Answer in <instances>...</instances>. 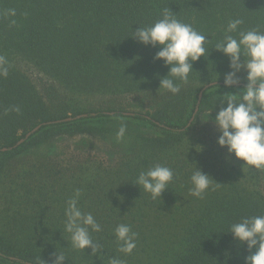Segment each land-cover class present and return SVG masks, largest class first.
Segmentation results:
<instances>
[{
  "label": "trees",
  "instance_id": "16d2710c",
  "mask_svg": "<svg viewBox=\"0 0 264 264\" xmlns=\"http://www.w3.org/2000/svg\"><path fill=\"white\" fill-rule=\"evenodd\" d=\"M9 9L15 16L4 15ZM165 9L210 40L188 82L176 81L175 95L159 89L170 71L154 59L160 46L131 37ZM236 18L244 21L240 31H264V0H0V55L8 61L7 77L0 76V149L12 148L0 152V264H54L57 254L64 264H245L247 244L228 232L243 217L264 215V170L229 168L208 116L219 111L218 95L243 88L225 86L229 59L214 49ZM238 75L246 85L247 73ZM131 98L150 110H128ZM82 115L18 145L39 125ZM122 123L126 134L117 142ZM194 163L214 179L202 199L189 195ZM158 164L174 177L153 199L134 182ZM77 189L78 207L101 225L90 229L96 255L72 248L64 228ZM119 224L137 233L131 254L118 251Z\"/></svg>",
  "mask_w": 264,
  "mask_h": 264
},
{
  "label": "clouds",
  "instance_id": "9594fccd",
  "mask_svg": "<svg viewBox=\"0 0 264 264\" xmlns=\"http://www.w3.org/2000/svg\"><path fill=\"white\" fill-rule=\"evenodd\" d=\"M15 14L14 9L4 13L6 17ZM161 15L162 18L154 24L139 26L131 37L146 46H160L154 59L163 60L165 66L170 67V71L160 78L159 89L163 88L175 95L180 92L176 81L188 82L189 74L194 70L193 63L201 57L205 58V44L210 40L192 25L178 20L167 9ZM243 23L240 18L229 20L225 35L214 46L215 50L229 59L230 71L224 75L225 86L239 85L241 78L238 74L242 71L247 73L246 86L240 92L217 96L219 111L214 123L220 133L217 138L218 145L226 147L228 154H234L244 162V166L261 169L264 168V31L260 27L240 31L239 26ZM232 33H237V36ZM7 65V59L0 55V76L7 77ZM15 110L19 111L18 108ZM126 129V124L122 123L116 133L117 142L123 140ZM197 151H202V148ZM173 177L171 168L158 164L140 172L134 184L156 199L168 188ZM213 180L195 164L190 176L192 186L189 195L202 199ZM80 196L81 191L77 189L67 201L64 228L70 234L72 248L84 251L91 248L92 255H96L100 252V247L94 243L90 229L92 232H99L101 225L91 213H84L78 207ZM228 233L233 234L234 239L241 245L247 244L251 254L245 258V264H264V215L243 217L231 225ZM115 236L119 243V252L131 254L135 250L137 233L132 231L130 225L119 224L115 228ZM64 262L65 256L57 254L54 264ZM109 264H124V261L112 258Z\"/></svg>",
  "mask_w": 264,
  "mask_h": 264
},
{
  "label": "water",
  "instance_id": "95a60500",
  "mask_svg": "<svg viewBox=\"0 0 264 264\" xmlns=\"http://www.w3.org/2000/svg\"><path fill=\"white\" fill-rule=\"evenodd\" d=\"M217 85H218V83H212V84L206 85L203 88V90L200 92L199 99H198V104H197V107H196L194 116L192 117V119L189 122V126L195 121V118H196L197 114L199 113L200 105L202 103V100H203V97H204V93L207 90H209L210 88L215 87ZM245 86L246 85H244V84H239V85H234L232 87L241 88V87H245ZM124 115L126 117H134L135 114L125 113ZM87 117H88V115H82V116H78V117H70V118H68L66 120H63V121H57V122H51V123L39 125L35 129H33L31 132H29L28 134H26L25 137L18 143V145H21V144L27 142L32 136H34L37 132H39L44 126L52 125V124H59V123H63V122L64 123L74 122L76 120L83 119V118H87ZM162 127H164V126H162ZM10 150H12V148H3V149H0V152H7V151H10Z\"/></svg>",
  "mask_w": 264,
  "mask_h": 264
},
{
  "label": "rangeland",
  "instance_id": "374dc122",
  "mask_svg": "<svg viewBox=\"0 0 264 264\" xmlns=\"http://www.w3.org/2000/svg\"><path fill=\"white\" fill-rule=\"evenodd\" d=\"M131 103V104H130ZM130 105L128 106V110L134 112V111H137V112H148L150 110L149 106L146 104L145 101H143V99H136V98H131L130 100ZM209 116V119L211 120L210 122V125L213 126V127H216L215 123H214V119H215V116L216 114H210L208 115ZM69 139L67 138H63V141H68ZM79 140V139H78ZM70 143H72L73 145L75 144V141H68ZM227 161L229 163V168H231L232 166H236L238 164L242 165V168L241 166H238L239 168L242 169L243 172H246L248 170V166H244V162L237 159L234 154L233 155H229V157L227 158ZM261 170H264V168H261Z\"/></svg>",
  "mask_w": 264,
  "mask_h": 264
}]
</instances>
